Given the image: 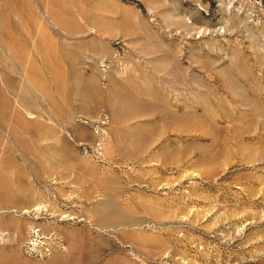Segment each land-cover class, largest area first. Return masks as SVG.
I'll return each mask as SVG.
<instances>
[{
	"label": "rangeland",
	"instance_id": "374dc122",
	"mask_svg": "<svg viewBox=\"0 0 264 264\" xmlns=\"http://www.w3.org/2000/svg\"><path fill=\"white\" fill-rule=\"evenodd\" d=\"M0 264H264V0H0Z\"/></svg>",
	"mask_w": 264,
	"mask_h": 264
},
{
	"label": "crops",
	"instance_id": "0c3cea01",
	"mask_svg": "<svg viewBox=\"0 0 264 264\" xmlns=\"http://www.w3.org/2000/svg\"><path fill=\"white\" fill-rule=\"evenodd\" d=\"M138 20H140L139 19V17H137L136 19H135V23L137 24L138 23ZM116 22L115 21H113V25H111V26H107L106 27V31L104 32V35H113V34H115V33H117L118 32V30L120 29V31H122V29H123V27L121 26V27H119L117 24H115ZM125 27H127L128 28V24H127V22H125ZM126 29V28H125ZM129 29V28H128ZM139 31V30H138ZM138 31H136L135 30V33H139ZM132 33H134L133 31H131ZM98 36L99 37H102L103 35H100V34H98Z\"/></svg>",
	"mask_w": 264,
	"mask_h": 264
}]
</instances>
